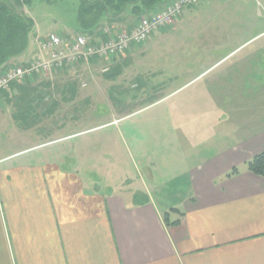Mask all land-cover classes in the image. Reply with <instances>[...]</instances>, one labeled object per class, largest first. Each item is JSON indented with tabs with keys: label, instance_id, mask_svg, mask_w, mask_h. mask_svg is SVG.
Instances as JSON below:
<instances>
[{
	"label": "crops",
	"instance_id": "1",
	"mask_svg": "<svg viewBox=\"0 0 264 264\" xmlns=\"http://www.w3.org/2000/svg\"><path fill=\"white\" fill-rule=\"evenodd\" d=\"M209 3L212 0H202L198 8ZM184 16L182 12L175 23H181ZM120 23L103 21L98 33L89 36L97 40L104 28H123ZM175 23L150 34L141 47L131 46L110 60L82 61L67 69L70 71L56 70L49 72L50 77L33 75L12 82L0 94V130L54 135L68 124L57 120L59 102L74 98L70 92L74 81L58 90L56 76H67L79 66L87 70L84 78L92 83L102 81L110 72L121 74L122 67L135 66L144 47L162 40ZM39 52L49 56L45 50ZM23 57L10 62L24 65L32 60ZM258 62L257 68L264 69L260 65L264 57ZM101 66L107 71L95 79L94 71ZM114 78L113 74L106 77L107 81ZM208 93L201 91L200 96L212 98ZM258 94L257 90V97L243 95V105L248 109L259 104ZM260 105L253 110H262ZM74 109L73 114L79 108ZM208 111L202 107L185 113H193L192 117L196 113L200 118L195 117V122L202 124L201 115ZM72 113L69 109L64 112L68 119ZM263 113L258 123L262 127ZM126 117L122 112L111 115L102 126L119 124ZM218 122L221 120L209 119L210 124ZM64 134L0 155V264H264V177L246 169L247 160L239 150L245 148L246 141L250 143V131L238 140L242 143L236 146L240 152L236 159L212 160L211 156L194 161L179 175L166 174L169 184L181 182L173 186L177 194L184 190L181 199L158 200L152 194L154 189L147 186V200L140 202L136 201L139 190L107 189L95 180L91 184L73 165L64 166L65 160L75 159L45 146L76 133L68 130ZM233 168L237 171L232 172Z\"/></svg>",
	"mask_w": 264,
	"mask_h": 264
},
{
	"label": "rangeland",
	"instance_id": "2",
	"mask_svg": "<svg viewBox=\"0 0 264 264\" xmlns=\"http://www.w3.org/2000/svg\"><path fill=\"white\" fill-rule=\"evenodd\" d=\"M7 1H13L7 6L8 12L25 14L30 26L24 50L10 60L40 58L39 40L46 41L52 35L71 38L79 31L81 0ZM198 6L185 8L181 23H175L162 40L146 45L135 66H130L134 68L122 67L121 74L107 73L95 83L84 78L87 70L83 66L67 76H56L58 90L74 81L70 86L74 98L59 102L57 120L68 124L52 136L14 128L0 130V155L43 143L69 130L76 134L45 145L75 159L65 160L64 166L73 165L91 184L95 180L107 189L139 190L145 195L144 187H151L156 199L165 201L181 199L184 191L177 194L173 186L181 182L169 184L166 174L179 175L194 161L211 156L212 160L236 159V146L242 143L238 140L248 131L250 143L246 141L245 148L239 149L246 160L264 152V127L258 125L264 112V101L259 100L264 97V69L257 68L264 57V0H212L207 6ZM134 20L127 17L118 25L126 29ZM100 68L94 71L95 79L107 71ZM110 74L115 77L113 81L106 79ZM39 75L50 77L49 72ZM172 90L176 92L168 95ZM257 90L259 104L247 109L243 95L257 97ZM201 91H210L212 98L200 96ZM261 103L262 110H253ZM202 107L209 111L201 115V124L195 122L200 116L192 114ZM71 108L79 109L73 114ZM67 109L73 114L69 119L64 114ZM81 109L86 111L84 116ZM189 110L193 113H185ZM121 112L128 117L119 124L102 126L111 115ZM209 119L221 122L210 124Z\"/></svg>",
	"mask_w": 264,
	"mask_h": 264
},
{
	"label": "built area",
	"instance_id": "3",
	"mask_svg": "<svg viewBox=\"0 0 264 264\" xmlns=\"http://www.w3.org/2000/svg\"><path fill=\"white\" fill-rule=\"evenodd\" d=\"M198 1L200 0H172L164 9L148 17H141L129 29L104 28L102 37L97 40L81 33H76L68 40L58 35H52L46 41L39 40V49L47 51L49 56L34 58L24 67L9 65L0 68V94L8 88L11 81L77 66L82 61L110 60L117 57L131 46L143 44L151 33L172 26L184 7ZM106 70L107 68L102 69L103 72Z\"/></svg>",
	"mask_w": 264,
	"mask_h": 264
},
{
	"label": "trees",
	"instance_id": "4",
	"mask_svg": "<svg viewBox=\"0 0 264 264\" xmlns=\"http://www.w3.org/2000/svg\"><path fill=\"white\" fill-rule=\"evenodd\" d=\"M16 4L18 0H14ZM170 0H81L78 14L79 32L90 36L96 35L103 21L123 22L126 17L140 19V17L158 11ZM13 1L0 0V68L13 65L10 57L18 55L25 48L26 35L30 29L25 14L8 12L7 6ZM139 18V19H138ZM136 21V22H137ZM132 27V26H131ZM126 29H129L126 28ZM248 171L264 177V152L255 154L245 162ZM237 169L233 168L232 172ZM140 202L147 200L146 195L137 194ZM144 203V202H141Z\"/></svg>",
	"mask_w": 264,
	"mask_h": 264
},
{
	"label": "bare ground",
	"instance_id": "5",
	"mask_svg": "<svg viewBox=\"0 0 264 264\" xmlns=\"http://www.w3.org/2000/svg\"><path fill=\"white\" fill-rule=\"evenodd\" d=\"M171 1L172 0H170L168 3H166L161 9H159L158 11H160V10H162V9H164L169 3H171ZM202 0H200V1H198L196 4H198L199 2H201ZM196 4H194V5H196ZM194 5H190V6H186V7H184L182 10H181V12H180V14L175 18V20H174V22L177 20V18L181 15V13L183 12V10L185 9V8H188V7H192V6H194ZM154 13V12H153ZM152 14V13H151ZM151 14H148V15H146V16H144V17H148V16H150ZM135 25V24H134ZM152 34V33H151ZM58 36H60V35H58ZM62 37V36H61ZM28 64V63H27ZM27 64H24V65H15V66H22V67H24V66H26ZM33 76V75H32ZM29 77V76H28ZM21 81V80H20ZM12 82H19V81H11L10 83H9V85L12 83Z\"/></svg>",
	"mask_w": 264,
	"mask_h": 264
}]
</instances>
